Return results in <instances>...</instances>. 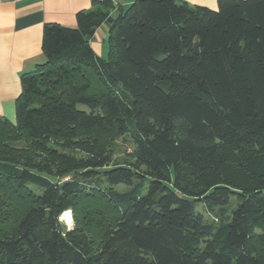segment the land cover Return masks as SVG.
Wrapping results in <instances>:
<instances>
[{
    "label": "trees",
    "instance_id": "obj_1",
    "mask_svg": "<svg viewBox=\"0 0 264 264\" xmlns=\"http://www.w3.org/2000/svg\"><path fill=\"white\" fill-rule=\"evenodd\" d=\"M113 8L46 24L15 122L0 117V264H264V0ZM232 202L216 228L196 211Z\"/></svg>",
    "mask_w": 264,
    "mask_h": 264
},
{
    "label": "crops",
    "instance_id": "obj_2",
    "mask_svg": "<svg viewBox=\"0 0 264 264\" xmlns=\"http://www.w3.org/2000/svg\"><path fill=\"white\" fill-rule=\"evenodd\" d=\"M104 0H0V117L15 122L14 103L20 94V77L44 62L43 29L46 24L75 27V16ZM114 8H126L131 0H110ZM190 6L215 10L218 0H184ZM108 24L95 30L90 46L95 54L107 39Z\"/></svg>",
    "mask_w": 264,
    "mask_h": 264
},
{
    "label": "rangeland",
    "instance_id": "obj_3",
    "mask_svg": "<svg viewBox=\"0 0 264 264\" xmlns=\"http://www.w3.org/2000/svg\"><path fill=\"white\" fill-rule=\"evenodd\" d=\"M97 56L102 59L106 60L107 59V39L104 40V42H101V47L100 50H96ZM135 148V145L133 143V139L131 135L127 134L122 137L117 138L114 140L111 144V150H112V155H113V162L112 165H121L125 164L130 161V155L133 153ZM37 178L42 179L43 176L36 175ZM73 175L70 176H65L60 181L68 180ZM48 181H50L48 179ZM37 183V182H36ZM34 180H32L30 189H32L35 193H38L41 191L42 187L40 186L39 183L36 184ZM117 190L123 191L125 190L124 187H117ZM235 204L232 202L231 204H228L225 207H217L214 206L212 208L205 207L203 204H197L196 205V211L203 216L204 223L208 226H211L212 228H216V226L220 222V218L227 219L230 216L232 208H234ZM64 213V212H63ZM62 213V214H63ZM61 214V215H62ZM61 215L59 217V222L61 223L62 230L69 231L72 230L75 225H74V220H73V214L70 211V222H64L61 221ZM69 224V225H68ZM71 225V226H70Z\"/></svg>",
    "mask_w": 264,
    "mask_h": 264
},
{
    "label": "bare ground",
    "instance_id": "obj_4",
    "mask_svg": "<svg viewBox=\"0 0 264 264\" xmlns=\"http://www.w3.org/2000/svg\"><path fill=\"white\" fill-rule=\"evenodd\" d=\"M70 211H65L62 215H61V221H64V222H67L69 223L70 222ZM69 225V224H68ZM71 226V225H70Z\"/></svg>",
    "mask_w": 264,
    "mask_h": 264
}]
</instances>
